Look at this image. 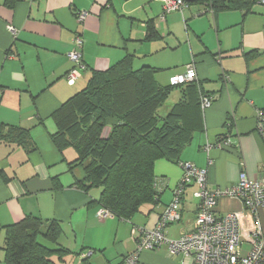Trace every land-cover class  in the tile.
Returning <instances> with one entry per match:
<instances>
[{"label":"crops","instance_id":"obj_1","mask_svg":"<svg viewBox=\"0 0 264 264\" xmlns=\"http://www.w3.org/2000/svg\"><path fill=\"white\" fill-rule=\"evenodd\" d=\"M161 10L153 0H17L12 8L0 5V125L28 130L34 147L0 142V172L7 179L0 175V264L5 258L4 228L27 215L60 225L58 245L69 252L62 259L54 256L56 264H125L135 240L156 226L172 201L182 175L180 163L205 169L209 190L235 185L242 171L249 178L264 174V132L257 126V112L264 111V5L257 2L246 14H212L208 5L192 3L160 22ZM78 12L87 13L81 23L76 21ZM149 23L155 27L151 39L146 38ZM76 35L83 39L85 70L69 85L66 74L73 64L67 54ZM127 55L133 56V69L157 70L155 80L161 86L193 62L196 79L212 102L202 112V132L194 134L179 162H155L157 200L143 205L130 220L111 214L101 219L100 189L85 192L78 187L83 171L68 166L76 158L74 150L60 153L53 145L51 114L85 87L92 71H104ZM224 138L230 146L216 147ZM207 144L212 145L208 150ZM196 190L195 185L185 188L180 220L165 229L168 238L193 230ZM228 213L240 217L243 234L253 230L254 219L240 201L223 196L215 214ZM261 219L264 225V214ZM249 247L243 239V253ZM139 263L193 261L171 256L162 247L141 252Z\"/></svg>","mask_w":264,"mask_h":264},{"label":"trees","instance_id":"obj_2","mask_svg":"<svg viewBox=\"0 0 264 264\" xmlns=\"http://www.w3.org/2000/svg\"><path fill=\"white\" fill-rule=\"evenodd\" d=\"M16 1L3 0L0 5L12 8ZM195 3L208 5L212 14L227 10L246 14L257 0ZM153 37L155 27L149 23L146 38ZM132 62L133 56L127 55L104 71H92L85 87L51 114L56 127L53 145L60 153L74 150L76 158L68 166L83 171L78 187L85 192L100 189V209L122 220L157 200L154 164L161 159L179 162L194 134L203 130L200 97L207 96L197 80L161 86L155 80L157 70H135ZM171 95L173 103L165 106ZM30 140L28 130L0 125V142L34 150ZM4 231L3 264H56L54 256L62 259L69 252L58 245L61 228L56 221L27 215Z\"/></svg>","mask_w":264,"mask_h":264},{"label":"built area","instance_id":"obj_3","mask_svg":"<svg viewBox=\"0 0 264 264\" xmlns=\"http://www.w3.org/2000/svg\"><path fill=\"white\" fill-rule=\"evenodd\" d=\"M161 4L160 22L172 12L182 11L188 6L183 0H153ZM264 5V0H257ZM87 16L86 12H78L76 21L81 23ZM11 34H15L12 27H7ZM83 39L76 35L72 40V48L67 54L68 60L73 64L66 74V81L73 85L80 77L82 65ZM196 70L193 62L185 66L183 74L171 79L170 85H182L196 81ZM211 105V99L207 96L200 97V107L204 111ZM257 126L260 132H264V111L257 112ZM216 147L224 149L230 146L229 138L219 141ZM212 145L207 144L208 150ZM182 175L177 187L173 191L172 201L159 217L156 226L145 230L143 235L135 240V251L124 258L125 264H140L139 254L143 251H156L165 247L171 256L183 255L192 258V264H264V225L261 216L264 214V174L257 178H249L244 171L239 175L235 185L215 190L208 189L207 171L197 168L189 162L179 164ZM195 185L197 190L193 197L198 200V209L193 221V230L180 236L178 239H170L165 234V229L180 220V202L185 188ZM227 196L240 201L243 209L249 212L254 219L253 230L242 233L240 217L236 213H228L223 216L215 214V207L219 198ZM99 218L110 215L100 209ZM243 239L248 240L249 250L243 253ZM85 256L83 254L82 258Z\"/></svg>","mask_w":264,"mask_h":264},{"label":"rangeland","instance_id":"obj_4","mask_svg":"<svg viewBox=\"0 0 264 264\" xmlns=\"http://www.w3.org/2000/svg\"><path fill=\"white\" fill-rule=\"evenodd\" d=\"M173 96L174 95H171V97L168 99V101L165 104V106H168L169 107L173 103V101H174ZM39 242L42 243V244H44V245H47V243L43 239H41V238H39ZM243 248L246 249L247 248V245H244Z\"/></svg>","mask_w":264,"mask_h":264},{"label":"water","instance_id":"obj_5","mask_svg":"<svg viewBox=\"0 0 264 264\" xmlns=\"http://www.w3.org/2000/svg\"><path fill=\"white\" fill-rule=\"evenodd\" d=\"M183 1H185L188 4H192L195 3L197 0H183Z\"/></svg>","mask_w":264,"mask_h":264}]
</instances>
